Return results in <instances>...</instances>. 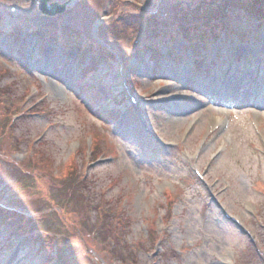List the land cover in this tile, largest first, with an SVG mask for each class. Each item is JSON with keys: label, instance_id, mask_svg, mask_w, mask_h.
<instances>
[{"label": "rangeland", "instance_id": "obj_1", "mask_svg": "<svg viewBox=\"0 0 264 264\" xmlns=\"http://www.w3.org/2000/svg\"><path fill=\"white\" fill-rule=\"evenodd\" d=\"M195 1L0 0V264H264V2Z\"/></svg>", "mask_w": 264, "mask_h": 264}, {"label": "trees", "instance_id": "obj_2", "mask_svg": "<svg viewBox=\"0 0 264 264\" xmlns=\"http://www.w3.org/2000/svg\"><path fill=\"white\" fill-rule=\"evenodd\" d=\"M252 1L255 2L257 0H197L193 6L188 7L187 10H182L181 19L183 22L188 21L191 25L197 24L199 26H217V24L222 21V18L227 10L235 6L248 8L251 4L250 2ZM261 1L264 2V0ZM262 11L263 10L260 9L259 13ZM202 34L203 33L200 31H196L195 33L187 32L184 35V38H187V40L190 38L203 39ZM192 49L194 53L197 54L198 50H200L199 44L194 43ZM207 52L208 50L204 53L206 54ZM161 58H164L163 61L166 60L167 62H169V60L172 62L175 61L174 59H171V57L167 56H162L159 59L161 60Z\"/></svg>", "mask_w": 264, "mask_h": 264}, {"label": "water", "instance_id": "obj_3", "mask_svg": "<svg viewBox=\"0 0 264 264\" xmlns=\"http://www.w3.org/2000/svg\"><path fill=\"white\" fill-rule=\"evenodd\" d=\"M38 9L40 12L48 15V16H54L57 13H63L64 9L66 7V4L59 5L57 3L48 4V0H39Z\"/></svg>", "mask_w": 264, "mask_h": 264}, {"label": "flooded vegetation", "instance_id": "obj_4", "mask_svg": "<svg viewBox=\"0 0 264 264\" xmlns=\"http://www.w3.org/2000/svg\"><path fill=\"white\" fill-rule=\"evenodd\" d=\"M36 1H37V5H38L39 0H36ZM48 1H49V4H52L53 2H56V3H59V4H64V3L70 2L72 0H48Z\"/></svg>", "mask_w": 264, "mask_h": 264}, {"label": "bare ground", "instance_id": "obj_5", "mask_svg": "<svg viewBox=\"0 0 264 264\" xmlns=\"http://www.w3.org/2000/svg\"><path fill=\"white\" fill-rule=\"evenodd\" d=\"M240 51H241V49L234 48V50H232L231 52L234 53V52H240ZM246 51H248V50H246ZM219 122H220V120L218 119V117L213 118V124L214 125H218Z\"/></svg>", "mask_w": 264, "mask_h": 264}]
</instances>
